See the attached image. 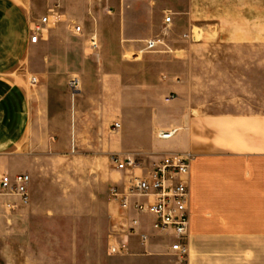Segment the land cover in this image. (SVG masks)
I'll return each instance as SVG.
<instances>
[{
  "label": "crops",
  "instance_id": "0c3cea01",
  "mask_svg": "<svg viewBox=\"0 0 264 264\" xmlns=\"http://www.w3.org/2000/svg\"><path fill=\"white\" fill-rule=\"evenodd\" d=\"M52 9L60 23L30 45L33 20ZM166 16L168 34L161 39ZM72 24L82 28V36ZM194 29L201 42L190 39ZM91 33L98 37L96 53L88 48ZM156 38L163 45L142 62L125 61L142 49L141 41ZM214 42L264 43V0H0V173L7 162L28 154V140L41 123L38 104H45L47 118L54 116L53 101H66L65 76L86 74L87 51L98 63L94 70L110 77L105 113L119 115L108 152L139 153L145 170L167 153L194 156L187 263L166 256L169 240L146 227L140 231L148 242L133 236L138 242L128 240L130 254L119 263L264 264V114L208 113L177 97L183 87L178 66ZM31 76L36 86L29 85ZM83 112L77 105L71 120L65 105L57 115L64 124H76ZM174 129L169 140L157 139V133ZM7 203L14 202L0 197V218L10 211Z\"/></svg>",
  "mask_w": 264,
  "mask_h": 264
},
{
  "label": "rangeland",
  "instance_id": "374dc122",
  "mask_svg": "<svg viewBox=\"0 0 264 264\" xmlns=\"http://www.w3.org/2000/svg\"><path fill=\"white\" fill-rule=\"evenodd\" d=\"M164 24L161 39L168 34L169 24ZM189 37L195 42L202 40L196 29ZM145 41H141L142 49L133 53L138 57L128 54L126 62L144 60L149 54L143 52ZM83 55L88 59L82 61L86 74L65 76L66 101H53L54 116L47 118L45 104H38L41 123L34 138L28 140V154L7 162L1 172L10 177L26 174L31 182L28 205L1 214L0 264H120L118 259L130 254L129 250L122 256L108 253L111 239H121L113 237L117 235L115 210L108 202L110 188L124 181L111 161L113 155L121 153L107 150L118 134L113 125L119 122V115L105 113L109 110L110 77L94 70L98 63L91 54L84 51ZM35 67H41V60L35 61ZM178 68L183 71V87L177 95L181 100L208 113L264 114V43L214 42ZM72 77L80 80L74 100L67 87ZM65 105L71 120L76 106L82 107L78 123L70 120L64 124L63 116L57 115ZM164 108L170 110L167 105ZM11 199L18 204L16 198ZM131 239L138 242L135 237Z\"/></svg>",
  "mask_w": 264,
  "mask_h": 264
},
{
  "label": "built area",
  "instance_id": "2783aa9c",
  "mask_svg": "<svg viewBox=\"0 0 264 264\" xmlns=\"http://www.w3.org/2000/svg\"><path fill=\"white\" fill-rule=\"evenodd\" d=\"M60 20V15L54 9L34 19L29 29L28 43L38 44L41 36L56 27ZM170 20V17H166L164 22L169 24ZM72 31L77 36L83 35L79 25L72 24ZM87 43L92 53L100 50L96 34H89ZM162 45L161 39L147 40L144 42L143 52H154ZM132 56L134 59L138 57L136 54ZM37 83L35 77L29 78L30 86ZM67 87L71 99L74 100L80 87V80L72 77ZM119 128V124L113 125V131ZM176 132L174 129L159 132L156 136L159 140H169ZM193 160L194 156L191 153H167L150 170H145L139 153L112 156L114 169L123 176L124 181L120 186H112L108 192L109 205L115 210L114 233L117 235L113 237L121 238L119 241L111 239L108 253L112 256L126 254L128 239L133 236H138L141 244L147 243L149 235L140 231L141 227H146L152 233L167 238L169 254L180 263H187L190 237L188 177ZM29 184L30 178L26 174L10 177L8 174L0 173V197L16 198L18 205L26 206L30 198ZM5 207L14 210L17 205L7 203Z\"/></svg>",
  "mask_w": 264,
  "mask_h": 264
}]
</instances>
